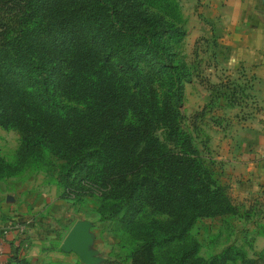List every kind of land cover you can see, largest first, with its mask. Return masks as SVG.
I'll use <instances>...</instances> for the list:
<instances>
[{"label": "trees", "instance_id": "1", "mask_svg": "<svg viewBox=\"0 0 264 264\" xmlns=\"http://www.w3.org/2000/svg\"><path fill=\"white\" fill-rule=\"evenodd\" d=\"M176 5L0 0V126L18 137L12 157H0V179L41 172L57 197L94 199L116 239L115 264H264V246L249 257L227 244L205 258L192 236L198 218L238 208L213 175L198 125L206 108L181 124L193 65L174 49L185 33ZM246 82L208 87L240 105Z\"/></svg>", "mask_w": 264, "mask_h": 264}, {"label": "crops", "instance_id": "2", "mask_svg": "<svg viewBox=\"0 0 264 264\" xmlns=\"http://www.w3.org/2000/svg\"><path fill=\"white\" fill-rule=\"evenodd\" d=\"M187 2L185 37L205 39L203 50H197V77L205 76L207 84L224 77L247 81L246 101L253 100L248 105H225L223 95L197 80L194 83L195 106L210 101L200 126L213 175L226 186L234 204L238 199L243 201H239L241 209L251 207L257 199L264 200V0H179L183 11ZM183 93L188 95V84ZM65 200L57 197L54 184L41 172L0 179V264L79 262L75 252L63 250L61 242L46 235L58 233V229L48 230L49 212ZM30 219L33 222L23 233L9 227L14 221L23 224ZM23 238H28L27 245L22 244Z\"/></svg>", "mask_w": 264, "mask_h": 264}, {"label": "rangeland", "instance_id": "3", "mask_svg": "<svg viewBox=\"0 0 264 264\" xmlns=\"http://www.w3.org/2000/svg\"><path fill=\"white\" fill-rule=\"evenodd\" d=\"M175 1L177 5L172 7L171 13L175 23L181 24L185 31L184 24L189 15V3L187 2L186 4L185 10H187V12H184L185 10L183 11L181 9L179 0ZM185 35L186 31L182 39L174 45V49L176 50L177 56L181 57L186 64L193 65L191 78L183 82L180 106V113L182 114L181 124L185 128H190L191 114L199 111L203 106L204 108L208 107L206 106L207 102L195 106L194 99L192 100V95L197 94L198 90L194 83L197 80V82H199V84L201 83L203 86L207 87L209 84H207L208 81L205 76L204 78L197 77L199 69L197 50H203L202 48L205 46V39L197 37L191 41V39L187 40ZM185 84H188L187 96H184L183 93V87ZM162 87L163 85L161 84L158 85L157 88L161 89ZM188 108L190 110H187ZM205 111L208 110L206 109L204 112ZM204 114H206V112ZM200 123L201 122H198V125ZM199 127L201 128V126ZM17 140V134L13 130L0 126V157L10 159L17 144ZM236 201H238L237 203L235 202L238 212L235 214L201 217L195 221L192 228V236L197 240L199 246L198 252L203 257L207 258L211 253L219 251L227 244L240 246L245 253V256L249 257L253 256L255 252L259 251L264 246V234L255 233L256 230L259 231L264 228V226H261L262 224L264 225V200L257 199L258 202H253L251 207L248 206L244 208L243 205L242 209L239 205V201H243L238 199ZM62 202L63 204L61 206L54 207V209L49 212L48 217V221L51 224L50 227H48V230L58 229V233L54 235L49 231L46 235H51L49 238H51L53 242L59 243L73 221L81 219L85 220L88 222L86 228L88 249L90 254L97 259L94 264L105 262H108V264H115L114 258L117 254V248L115 245L116 239L109 231L107 222L98 220L95 217V200L88 198L79 206H76L67 200ZM32 222L33 220L30 219L24 223L29 226ZM27 232L31 234L32 230H28ZM80 262L83 263L82 261H79L75 264ZM43 264L55 263L46 262ZM226 264H239V259L228 261Z\"/></svg>", "mask_w": 264, "mask_h": 264}, {"label": "water", "instance_id": "4", "mask_svg": "<svg viewBox=\"0 0 264 264\" xmlns=\"http://www.w3.org/2000/svg\"><path fill=\"white\" fill-rule=\"evenodd\" d=\"M87 225L88 222L85 220L75 221L61 240L60 247L63 250L75 252L83 263L94 264L97 259L90 254L88 249Z\"/></svg>", "mask_w": 264, "mask_h": 264}, {"label": "built area", "instance_id": "5", "mask_svg": "<svg viewBox=\"0 0 264 264\" xmlns=\"http://www.w3.org/2000/svg\"><path fill=\"white\" fill-rule=\"evenodd\" d=\"M249 102H253V100L249 101ZM26 226H27L26 223L20 224L19 222H15V221L9 225L10 228L18 229L20 232L25 231ZM22 244L27 245L28 244V238H25L24 240H22Z\"/></svg>", "mask_w": 264, "mask_h": 264}]
</instances>
